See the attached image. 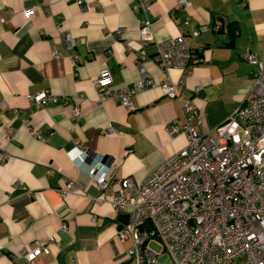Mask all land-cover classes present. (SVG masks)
Masks as SVG:
<instances>
[{"label":"crops","instance_id":"obj_1","mask_svg":"<svg viewBox=\"0 0 264 264\" xmlns=\"http://www.w3.org/2000/svg\"><path fill=\"white\" fill-rule=\"evenodd\" d=\"M80 1L0 0V152L7 153L0 158V264H26L21 251L50 237L57 245L31 264H131L124 256L130 241L116 238L117 217L126 213L98 200L123 179L141 183L186 144L168 128L181 102L161 92L155 41L178 35L187 18L198 32L185 40L203 45L200 62L183 75L167 72L211 137L252 83L254 65L244 55L264 59V0H189L177 10L178 0H145L154 37L146 45L138 39L145 17L133 10L138 0ZM102 68L114 90L132 88L142 74L151 85L135 92L132 108L100 102L93 80ZM37 91L65 100L36 106L27 95ZM109 125L115 134L104 133ZM98 160L110 171L103 190L87 172ZM158 264H168L166 255Z\"/></svg>","mask_w":264,"mask_h":264},{"label":"built area","instance_id":"obj_2","mask_svg":"<svg viewBox=\"0 0 264 264\" xmlns=\"http://www.w3.org/2000/svg\"><path fill=\"white\" fill-rule=\"evenodd\" d=\"M190 4L178 0L173 10L187 9ZM133 10L145 15L138 28L140 44L154 41L146 1L138 0ZM29 12L23 10L26 17ZM188 26L187 18L178 35L155 41L153 57L165 75L160 83L162 94L181 102V115L168 128L185 136V146L163 159L141 183L123 179L107 198L98 201H107L128 215L127 222L118 225L116 238L130 241L124 256L131 264H158L162 254L168 264H264V59L251 52L244 55L254 70L242 104L215 127L214 137L201 133L200 114L191 97L179 90L180 81L173 82L167 72L173 68L183 75L187 67L200 62L203 45L186 42L187 34L198 33L190 32ZM63 40L67 49L73 47L69 35ZM110 82L111 72L100 69L93 80L98 100L110 99L126 108H132L136 91L151 85L144 74L132 88L114 90ZM27 98L36 106L65 100L48 91L30 93ZM79 113L78 107L72 109L74 117ZM104 133L112 135L116 129L109 125ZM6 156L0 152L1 159ZM87 172L98 189L108 186L110 171L103 169L100 160ZM56 245L57 240L50 237L20 254L31 264Z\"/></svg>","mask_w":264,"mask_h":264},{"label":"water","instance_id":"obj_3","mask_svg":"<svg viewBox=\"0 0 264 264\" xmlns=\"http://www.w3.org/2000/svg\"><path fill=\"white\" fill-rule=\"evenodd\" d=\"M117 220L122 223V224H125L127 222V215L126 214H120L118 217H117Z\"/></svg>","mask_w":264,"mask_h":264}]
</instances>
